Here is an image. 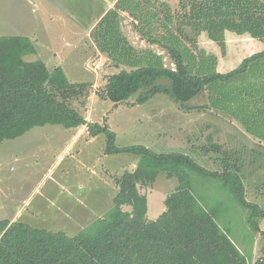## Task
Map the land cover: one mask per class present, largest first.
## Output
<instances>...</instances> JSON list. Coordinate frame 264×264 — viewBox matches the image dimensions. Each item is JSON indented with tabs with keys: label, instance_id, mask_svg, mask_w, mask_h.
<instances>
[{
	"label": "trees",
	"instance_id": "1",
	"mask_svg": "<svg viewBox=\"0 0 264 264\" xmlns=\"http://www.w3.org/2000/svg\"><path fill=\"white\" fill-rule=\"evenodd\" d=\"M138 7L132 0H118L116 8L98 23L105 41L102 49H112L133 66L109 77L107 98L121 103L138 95V104H143L165 94L185 104L209 89L215 108L243 119L256 135L264 137V49L245 57L236 68L220 72L217 56L205 50L195 53L184 42L181 26L205 31L222 45L226 32L264 40V0H180L177 13L165 4V33L153 41L170 52L175 67H167L154 52L145 56L144 64L134 58L133 47L122 36L115 17L120 10L134 14ZM156 15L137 17L147 21ZM174 20L180 23L177 30L171 27ZM109 38L115 39L112 44ZM36 51L27 36L0 35V139H15L48 124L67 129L86 125L90 136L105 135L106 154L130 153L138 156V162L134 169L116 176L118 191L112 208L75 235L22 220H0V264H248L219 224L221 205L193 179L196 175L204 185L215 182L217 189L229 191L247 211L252 229L264 239L258 221L264 209L247 199L240 155L224 150L210 136V142L200 147L204 156L213 157L220 166L214 170L188 153L157 152L141 144L117 145L116 132L108 123L88 121L72 105L73 99L87 96L90 83L70 81L61 66L51 70L41 59H26ZM160 174L177 178L179 184L166 196V209L152 219L148 195L141 188L155 183ZM254 264H264V257Z\"/></svg>",
	"mask_w": 264,
	"mask_h": 264
},
{
	"label": "rangeland",
	"instance_id": "2",
	"mask_svg": "<svg viewBox=\"0 0 264 264\" xmlns=\"http://www.w3.org/2000/svg\"><path fill=\"white\" fill-rule=\"evenodd\" d=\"M132 1L133 6L134 3L139 4L134 14L120 10L115 23L133 47L134 58H141V64H144L145 56L154 52L162 56L167 67H175L170 52L153 40L165 33V4L177 13L180 0ZM107 5V0H0V26L13 28L9 31L14 34H28L34 40L37 51L27 55V60L41 59L51 70L61 66L70 81L90 83L87 96L73 99L72 105L79 107L88 121L108 123L109 128L116 132L117 145L141 144L157 152L188 153L205 166L220 170L213 157L201 153V144H208L206 142H210L212 136V142L221 144L224 150H232L234 155H240L239 164H244L241 173L247 199L264 209V137L256 135V131L249 128V123L243 119H235L215 108L209 89L185 104L165 94H157L143 104H138V95L121 103L107 98L104 92L109 77L122 69L133 68L112 49H102L101 44L105 41L100 36L98 23L108 12ZM153 12L158 15L147 21L137 17ZM74 23L80 26L78 36L73 32ZM179 25L175 20L171 23L174 30ZM181 26L186 34L182 35L184 42L195 53L205 50L209 55H216L220 72L236 68L245 57L264 49V40L252 38L248 34L226 32L225 45H222L209 39L205 31L186 24ZM108 40L112 44L115 39ZM162 82L168 83L166 79H162ZM63 129L61 125L48 124L36 126L15 139H0V179L16 186L15 195L10 202L5 203L8 207L3 213L12 214L10 211H14L17 206L31 209L40 207L38 214L41 218L29 219L32 224L75 235L96 218H66L62 210L63 199L70 198L72 205L77 206L74 200L83 198V188H87L90 200L96 203L97 188L100 186L97 167L107 164L112 171L121 173L134 169L138 156L120 153L102 157L100 150L102 140L106 141L104 134L98 135L99 138L83 151L85 136H90L88 128L83 125L75 128V132L83 133V136L62 157L59 155L62 146L72 139L71 135L64 134L61 140L55 134ZM78 149L88 156L89 164L86 166L89 168H85L84 162L78 158ZM51 168L52 177L47 174L43 178ZM193 179L198 187H203L205 195L210 196L215 204L221 205L222 218L219 224L224 231L229 232L248 264H254L257 259L264 257L263 237L252 229L247 211L230 192L217 189L215 182L204 185L196 175ZM178 184L177 178L160 174L155 183L141 188L148 195L150 218H157L166 209L165 198ZM113 203L111 199L105 211ZM258 221L264 229V216Z\"/></svg>",
	"mask_w": 264,
	"mask_h": 264
},
{
	"label": "crops",
	"instance_id": "3",
	"mask_svg": "<svg viewBox=\"0 0 264 264\" xmlns=\"http://www.w3.org/2000/svg\"><path fill=\"white\" fill-rule=\"evenodd\" d=\"M116 2H118V0H107L108 5L106 8V11L111 10L112 7H114V4ZM115 7L113 9H115ZM31 23H33V22H31ZM72 27H73V30H75L73 32H75L76 35L78 36L79 32H80L79 31V28H80L79 24L74 23V25H72ZM3 30H5V31L3 32ZM9 30H14V29L13 28H2L0 26V31H1L0 35H20V36H27L28 35V34L22 35V33L14 34L13 32H11ZM27 37H29V36H27ZM32 41H34V40H32ZM84 126H86V125H84ZM86 128H87V126H86ZM64 129L58 130L55 133L56 135H58V137H61V140H63L62 136H64V134L72 136L71 137L72 139L70 141H68V143H65L64 146H62V149L59 153V155L62 157H64V155L67 153L69 148L76 146L78 141L81 139L80 137L83 136V133L79 134V133L75 132V130L77 128L76 129L75 128H73V129L64 128ZM85 137H86V141L84 142V145H83V147H84L83 151L86 148V146L92 145L94 143V141H96V139L99 138V136H91L90 137L88 135ZM105 143H106V141L103 142V140H102V147L100 150L102 157L106 156V153L104 151ZM83 151H82V153H80V151L78 149V151H77L78 158L82 162H84L85 168H89V166H86L87 164H89V162H88L89 160H87L88 156L83 155ZM52 169L53 168L49 169V171H47L48 173L46 172L45 175L43 176V178H45L47 176V174L49 177H52ZM118 174L119 173L112 171L111 167L107 164H101L99 167H97V175H99V180H100V183H99L100 186L97 188L99 191L98 192V201H96V203H94L93 201L90 200V196H89L90 192H88L87 188H85V189L83 188V192H82L84 195L83 198L80 197V198H76V200H74V203L77 206L72 205L73 201H70L69 200L70 198H67V197L64 198L62 201V210L65 213L66 218H69V219H73V217L76 219L93 218L92 220H94V218L97 219V218L103 216L109 209L112 208V207H110L107 211H105L107 206H109L111 204V199H113V201H114V198L117 194L118 188H117V184H116V176ZM57 182H59V181H57ZM15 190H16L15 185H13L12 183H5L4 181H2V179H0V199H1L0 200V220H4V219H8L11 221L22 220V221L28 222L31 225H34V224H32V220L30 221L29 219H33L35 217L41 218L38 214V213H40V212H38V209L40 207H36L34 209H31L29 207L17 206V207H14L15 208L14 211H12V210L10 211L12 214L3 213L5 210H7L6 208L8 207L7 204H5V203L7 201H9V202L11 201L12 197H14V195H15V192H16ZM113 205H114V203H113ZM150 213H151V210H150Z\"/></svg>",
	"mask_w": 264,
	"mask_h": 264
}]
</instances>
